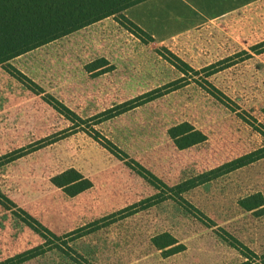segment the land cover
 I'll use <instances>...</instances> for the list:
<instances>
[{
  "label": "rangeland",
  "instance_id": "rangeland-1",
  "mask_svg": "<svg viewBox=\"0 0 264 264\" xmlns=\"http://www.w3.org/2000/svg\"><path fill=\"white\" fill-rule=\"evenodd\" d=\"M144 13L160 41L107 18L0 66V157L33 147L0 166V264H264V206L239 204L264 200V159L209 174L264 147V0H157ZM63 108L107 116L74 129ZM183 123L205 140L178 149L168 130ZM69 169L92 187L71 197L51 183ZM163 234L184 250H157Z\"/></svg>",
  "mask_w": 264,
  "mask_h": 264
},
{
  "label": "trees",
  "instance_id": "trees-1",
  "mask_svg": "<svg viewBox=\"0 0 264 264\" xmlns=\"http://www.w3.org/2000/svg\"><path fill=\"white\" fill-rule=\"evenodd\" d=\"M145 1L148 0H0V66L7 64L19 56L57 41L107 18L114 19L120 26L136 36L138 39H146L144 41L149 43L154 42V39L148 33L143 31L124 15L126 10ZM263 45L264 42L261 46ZM253 50L255 51V48H253ZM170 56L190 72L198 75L199 72L192 70L188 65L180 61L172 54H170ZM103 63V60L95 62V65H100L94 69L103 68L105 66ZM213 68L214 66H209L204 68L202 71L207 72L206 77H208L214 73L210 72ZM178 69L180 72L185 74L184 70H181L180 68ZM180 81L178 80L177 82H173L165 88H170V91L176 90L178 87L176 84ZM208 85L220 96V98L217 99L221 103L226 106L228 103H231L226 96L218 92V90L210 84ZM162 89L154 90L142 97L117 106L115 114H122L162 96ZM63 109L68 114L66 115V119L72 123L74 129L83 130V128H81L82 125H88L89 122H93L95 123L93 125H97L101 123L102 117L107 116V113L105 112L84 120L68 109ZM90 131L98 136L97 132L92 127H90ZM168 135L174 141L175 146L180 150L189 148L205 140V136L201 132L195 130L187 123L170 128L168 130ZM262 135L264 137V134ZM101 139L104 143H106V148L110 151V153L117 156L116 153L118 152L124 156V154L113 144L104 138ZM38 143L40 145L43 141ZM29 147L0 157V166L15 161L30 153V149L33 147ZM261 159H264V147L251 154L243 156L242 158L224 164L223 166L212 170L209 174L211 175V178H217ZM51 183L55 187L63 189L64 192L71 197L76 196L92 187L91 181L74 169L66 170L54 176L51 179ZM183 186H186V183L177 186L179 189L178 195L190 188H184ZM167 189L169 190V188ZM156 203H158V201L150 204L149 206ZM239 204L244 210L253 211L262 208L264 206V200L261 194H256L241 200ZM149 206H145V208ZM114 216L115 215H112L107 218L109 219L107 224L115 221L116 218H114ZM106 220L104 219L103 221ZM107 224L105 223L104 225ZM47 233L55 237L50 232L47 231ZM82 233L83 229H79L71 234L78 235V238L83 235ZM42 237L45 238L43 235ZM152 243L157 250L167 249L164 253L168 256L180 253L184 250V246H176L177 242L169 234H163L153 238ZM38 251H42V248H38L37 252ZM28 255V253L22 254L16 258V261L19 263L24 262L30 259L31 256Z\"/></svg>",
  "mask_w": 264,
  "mask_h": 264
},
{
  "label": "crops",
  "instance_id": "crops-1",
  "mask_svg": "<svg viewBox=\"0 0 264 264\" xmlns=\"http://www.w3.org/2000/svg\"><path fill=\"white\" fill-rule=\"evenodd\" d=\"M157 0H148L143 3H140L132 8H129L124 12V15L132 21L134 24H136L138 27H140L143 31L148 33L154 41H160L162 35H156L157 27H155V24H151L150 18L144 13V9L147 5L150 3H153Z\"/></svg>",
  "mask_w": 264,
  "mask_h": 264
}]
</instances>
